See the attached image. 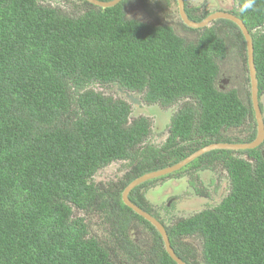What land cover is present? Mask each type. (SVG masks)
Masks as SVG:
<instances>
[{"label":"trees","instance_id":"trees-1","mask_svg":"<svg viewBox=\"0 0 264 264\" xmlns=\"http://www.w3.org/2000/svg\"><path fill=\"white\" fill-rule=\"evenodd\" d=\"M237 1V16L253 38L261 94L264 0ZM85 4L91 9L70 17L38 0H0V264H176L156 229L123 203V189L148 168L164 169L208 145L254 141L256 129L242 141L228 133L249 120L255 126L251 99L243 88L218 87L221 74H228L222 67L232 46L226 33L206 28L190 43L166 24L128 19L123 3L106 9ZM194 12L187 9L193 21L207 16ZM219 22L236 28L245 44L234 23ZM97 83L141 93L147 104L196 101L171 119L167 155L173 162L147 165L150 156L161 157L138 151L150 134L149 119L131 122L130 104L89 89ZM185 143L187 154L180 151ZM117 161L133 167L123 187L92 182ZM203 161L222 163L230 194L167 229L173 248L182 236L196 235L203 239L202 264H264V143L212 151L196 162ZM145 185L129 199L151 213L133 196ZM80 212L99 214L106 237L92 235ZM130 221L152 230L151 249L127 248L120 229Z\"/></svg>","mask_w":264,"mask_h":264},{"label":"rangeland","instance_id":"rangeland-1","mask_svg":"<svg viewBox=\"0 0 264 264\" xmlns=\"http://www.w3.org/2000/svg\"><path fill=\"white\" fill-rule=\"evenodd\" d=\"M101 2H109L111 0H98ZM190 7H199L202 11L212 12L215 10H232L236 8L235 0H187ZM44 6H50L66 16L76 17L86 12L91 7L81 0H40ZM163 5L165 2H159ZM126 16L129 19H135L149 25H159L162 23L175 26L181 21L177 0H171L164 8L162 13L151 8L147 4L137 2L134 5L126 7ZM216 31L227 33L231 42L241 47V52L235 47L228 49V56L224 59L222 67L225 69L228 76L232 77L226 85V90L239 89L251 99V85L249 78V70L247 66V51L246 44L239 36L238 30L232 26L217 22L211 24ZM176 34L182 38L189 39V33H183L176 30ZM236 46V47H237ZM245 50H244V49ZM235 78L236 81H233ZM91 90L100 92L106 96H111L115 99H123L130 104L132 114L131 122L139 117H146L150 122V135L138 146V151L146 155H164L170 150L167 140L170 136L171 118L174 114L185 106H193L194 100L181 99L170 106L161 104H147L143 100V95L137 92H130L116 84H92ZM244 96H242L244 98ZM260 103L264 118V93L260 94ZM256 121V120H255ZM255 127V128H254ZM256 129L257 124L247 121L244 126L239 129L229 131V137L238 140L247 138V131ZM177 145H182L178 142ZM189 143H185L181 152L187 154ZM159 160L154 156H150L147 165H154ZM164 160L163 162H168ZM221 162L207 163L201 162L198 167L190 166L185 168L173 177H163L157 180H151L148 186L137 190L133 196L141 202H144L148 209L162 219L166 226H170L180 219L188 218L191 214L198 212V201L203 205L201 208L214 206L218 204L226 195L229 189V179L227 172L223 169ZM130 161L113 162L105 168L98 171L92 179L95 185H101L105 188L111 186L125 185L128 181V175L132 171ZM149 168L147 170V173ZM154 181V182H153ZM124 183V184H122ZM192 185V187H191ZM196 189H203L208 196L203 198L197 194ZM194 196L192 200L188 199V195ZM197 199V200H196ZM205 199V200H204ZM192 211L194 213H192ZM77 216L84 218L89 225L90 233L99 238L106 237L108 227L104 224L103 218L99 214L88 215L85 213H77ZM120 237L129 250H133L138 245L144 246L142 249H150L153 246V234L146 225L139 221H130L126 228L120 229ZM131 243V244H130ZM186 243L193 244L196 248L201 247L198 239H188ZM195 247H192L194 251ZM200 255V251H197ZM193 254V253H192Z\"/></svg>","mask_w":264,"mask_h":264},{"label":"water","instance_id":"water-1","mask_svg":"<svg viewBox=\"0 0 264 264\" xmlns=\"http://www.w3.org/2000/svg\"><path fill=\"white\" fill-rule=\"evenodd\" d=\"M84 1L98 8L106 9V8L116 7L122 0H114L110 2H101L98 0H84ZM178 2H179L181 18L183 22L185 23V25L188 26L189 28L202 29V28L207 27L208 25H210L212 22L216 20H227V21L234 23L240 29L241 33L243 34L245 43H246V50H247V56H248L247 66L249 70V78H250V85H251V101H252V107H253L256 123H257V135L254 141L250 143H237V144L236 143H215V144L208 145L196 151L189 157L185 158L184 160L178 162L177 164L173 166H170V167H167L161 170H157V171L145 174L137 178L136 180H134L128 185V187L125 189L123 193L122 199H123L124 204L128 208H130L133 212H135L138 216L142 217L144 220L149 222L159 232L164 242V248L167 254L170 256V258L176 264H187L186 262H184L181 258H179L176 255L171 245L168 233L163 227V225H161L159 221H157L153 216H151L150 214H148L147 212H145L144 210H142L141 208H139L137 205H135L134 203L130 201L129 199L130 192L133 191L136 187L140 186L141 184L149 180H153L155 178L170 175L173 172L181 170L186 165L190 164L194 160L200 158L201 156L209 152L216 151V150H226V151L237 152V151L257 149L264 143V118H263V113L261 110L259 83H258L257 72H256V67H255L253 38L249 30L247 29L246 25L244 24V22L240 18L232 14L225 13V12H217V13L210 15L208 18H206L202 22L196 23V22L191 21L188 18L185 12L183 0H178Z\"/></svg>","mask_w":264,"mask_h":264},{"label":"flooded vegetation","instance_id":"flooded-vegetation-1","mask_svg":"<svg viewBox=\"0 0 264 264\" xmlns=\"http://www.w3.org/2000/svg\"><path fill=\"white\" fill-rule=\"evenodd\" d=\"M83 3H88V2H86V1H84V0H81ZM111 1H114V0H111ZM161 1H163V2H165L164 3V5H163V8H162V5L159 3V2H161ZM170 1L171 0H122L119 4H121V3H123V6H124V8H125V15H126V7L128 6V5H134L135 3H137V2H141V3H144V4H147L148 6H150L151 8L153 7L156 11H160L161 13H162V11L164 10V8H166L167 7V4L168 3H170ZM38 2L40 3V0H38ZM110 2V1H109ZM183 2H184V7H185V12H186V14H187V9H195V12H194V15H196L197 17H202L203 15H205V14H207V16L205 17V18H203V19H201V21H193V20H191L190 18H189V16H188V18L191 20V21H193V22H196V23H199V22H202L203 20H205L206 18H208L210 15H212V14H214V13H217V12H225V13H229V14H232V15H234V16H236V17H238L237 16V12H239V10H240V7H239V4H238V1L237 0H235V3L237 4V6H236V8H234V9H232V10H215V11H212V12H208V11H202V10H200V8L199 7H195V8H192V7H190L189 6V4H188V1L187 0H183ZM41 4V3H40ZM90 4V3H89ZM118 4V5H119ZM41 5H43V4H41ZM177 5H178V9H179V15H180V8H179V2H178V0H177ZM44 6V5H43ZM47 7V6H46ZM48 7H50V6H48ZM95 8H98V7H96V6H94ZM50 8H52V7H50ZM54 9V8H53ZM85 13V12H84ZM83 14V13H82ZM70 17H72V16H70ZM127 17V16H126ZM239 18V17H238ZM129 19V18H128ZM180 19H181V21L179 22V23H177L175 26H172V25H170L169 23L168 24H166V25H168V26H171L174 30H175V32H176V30H178V31H180V32H183V33H189V34H191V35H195V36H191L189 39H185L187 42H190V43H195L197 40H198V38H199V33H201V32H203V30L204 29H206V28H211L210 27V25L211 24H214V23H217V22H219V21H221V20H216V21H214V22H212L210 25H208L207 27H205V28H202V29H194V30H198L197 32H190V31H184V30H182L181 28H180V25L181 24H184L185 25V23L183 22V20H182V18H181V15H180ZM132 20H135V19H132ZM227 21V20H226ZM141 22V21H140ZM143 23V22H142ZM146 24V23H145ZM162 25H165V23H162V24H159V25H153V26H162ZM186 26V25H185ZM186 27H188V26H186ZM189 28V27H188ZM191 29H193V28H191ZM217 32H219V31H217ZM225 34V33H224ZM225 35H227L228 36V34L226 33ZM229 43H230V45H232L231 47H235L237 50H239V52H241L240 51V49H241V47H238L236 44H234V43H232L231 42V40H230V38H229V36H228V40H227ZM246 44V43H245ZM237 46V47H236ZM247 51V50H246ZM224 61V60H223ZM225 70V69H224ZM223 70V71H224ZM222 75V78H220L219 79V82H218V87H219V89L221 90V91H229V90H226V85H227V83H228V81L230 80V79H232V77H230V76H228L227 78H225L227 75H225V74H221ZM225 81V82H224ZM264 93V92H263ZM262 94V93H261ZM186 99H191V100H194V99H192V98H186ZM252 102V101H251ZM196 101L194 100V106H196ZM131 108V107H130ZM261 110H262V108H261ZM132 111V110H131ZM178 112V111H177ZM176 112V113H177ZM175 113V114H176ZM263 113V112H262ZM132 114V113H131ZM174 114V115H175ZM173 117V116H172ZM172 119V118H171ZM130 120H131V116H130ZM256 120V119H255ZM257 124V123H256ZM244 126V125H243ZM242 127V126H241ZM240 127V128H241ZM239 129V128H238ZM237 130V129H236ZM150 135V134H149ZM148 138V137H147ZM146 138V139H147ZM145 139V140H146ZM144 140V141H145ZM215 144V143H214ZM237 144V143H236ZM263 145V144H262ZM261 145V146H262ZM204 148V147H203ZM202 149V148H201ZM188 150V149H187ZM200 150V149H199ZM169 152V151H168ZM167 152V153H168ZM233 152H235V151H233ZM238 152V151H237ZM167 153H166V156L167 157H164V155H162V154H160L161 155V157L160 156H158V157H156L155 159L156 160H159L157 163H161V162H163L164 160H169L168 162H173L174 161V159H172V158H170L171 157V155L170 154H168L167 155ZM145 154V153H144ZM146 155V154H145ZM181 155H183V154H181ZM192 155V154H191ZM189 157V156H188ZM202 157V156H201ZM187 158V157H186ZM185 159V158H184ZM183 159V160H184ZM199 159V158H198ZM197 161V159L196 160H194L193 162H191L190 164H188V165H186L185 167H183L181 170H179V171H176V172H173L172 174H170V175H166V176H163V177H173L172 175H177L178 173H180L182 170H184L185 168H189L190 166H194V167H198L199 166V164H198V162H196ZM167 162V163H168ZM204 162V161H203ZM177 164V163H176ZM175 165V164H174ZM171 166H173V165H171ZM170 167V166H169ZM165 168H167V167H165ZM161 170V169H160ZM225 170V169H224ZM157 171V170H156ZM226 171V170H225ZM151 172H154V171H151ZM151 172H148V173H151ZM227 172V171H226ZM148 173H146V174H148ZM145 175V174H144ZM143 176V175H142ZM227 176H228V179H229V189H228V194L226 195V197L230 194V186H231V179H230V176H229V174H228V172H227ZM141 177V176H140ZM163 177H159V178H163ZM139 178V177H138ZM159 178H155V179H153V180H157V179H159ZM137 179V178H136ZM135 179V180H136ZM134 181V180H133ZM132 181V182H133ZM150 181L151 180H149V181H147V182H145V183H143V184H141V185H144V184H146L145 186H148V184L150 183ZM154 182V181H153ZM129 185V184H128ZM128 185L125 187V189L128 187ZM144 186V187H145ZM138 187H140V186H138ZM191 187H192V185H191ZM137 188V187H136ZM135 188V189H136ZM142 188V187H141ZM193 188V187H192ZM125 189H123V192H122V194H121V196H123V193H124V191H125ZM134 189V190H135ZM140 189V188H139ZM133 190V191H134ZM197 191V194L198 195H200V196H202L203 198H206L207 196H208V194L203 190V189H201V190H199V189H196ZM133 191H131L130 192V194H129V196L131 195V193L133 192ZM226 197H224L218 204H216V205H214V206H208V207H203V208H201V206L200 205H203L202 204V202L201 201H198V206H199V211L198 212H196V213H194L193 211H192V213H194V214H191L190 216H188V218H183V219H180V220H178L177 222H175L174 224H172V225H170V226H166V224H165V222L162 220V219H160V217L158 216V215H156V214H153L151 211V213H148V214H150L151 216H153L157 221H159V223L161 224V225H163L162 223H164V225H163V227L165 228V230L167 231V233H168V230L167 229H169V228H171L172 226H174V225H176L179 221H181V220H186V219H189V218H191V217H193L194 215H198V214H200V213H202L203 211H205V210H212V209H214V208H216L217 206H219V205H221V203L223 202V200L226 198ZM194 198V196H192L191 194H189L188 195V199H190V200H192ZM123 200V199H122ZM197 200V199H196ZM205 200V199H204ZM124 203V202H123ZM133 203V202H132ZM140 208V207H139ZM143 210V209H142ZM145 211V210H144ZM146 212V211H145ZM162 222V223H161ZM147 227V226H146ZM148 228V227H147ZM151 232H152V230L150 229V228H148ZM157 231V230H156ZM158 232V231H157ZM152 234H153V239H154V233L152 232ZM158 234H159V232H158ZM160 235V234H159ZM161 236V235H160ZM168 236H169V233H168ZM162 238V237H161ZM169 239H170V237H169ZM188 239H194V240H196V239H198L199 240V242H200V244H201V247H198V248H196V246L195 245H193V244H189V243H186L187 242V240ZM163 240V239H162ZM170 242H171V240H170ZM171 245H172V243H171ZM137 246H138V244H137ZM163 247H164V242H163ZM173 247V246H172ZM192 247H195V249H194V251L192 250ZM142 248V247H141ZM144 248V247H143ZM151 249V248H150ZM174 249V248H173ZM175 249L176 250H178V252L182 255V258L183 259H186L189 263H187L186 261H184L181 257H179V258H181L184 262H186L187 264H196V263H198V264H202V262H201V256H202V249H203V239L200 237V236H196V235H194V236H189V237H181V239L176 243V245H175ZM175 249H174V251H175ZM197 251H200V255L198 254V252ZM175 253H176V251H175ZM193 253V254H192ZM176 255H177V253H176ZM139 258V257H138ZM127 263V262H126ZM137 264H144V263H142L141 261H139L138 260V263Z\"/></svg>","mask_w":264,"mask_h":264},{"label":"clouds","instance_id":"clouds-1","mask_svg":"<svg viewBox=\"0 0 264 264\" xmlns=\"http://www.w3.org/2000/svg\"><path fill=\"white\" fill-rule=\"evenodd\" d=\"M251 5H247L246 7H250Z\"/></svg>","mask_w":264,"mask_h":264}]
</instances>
